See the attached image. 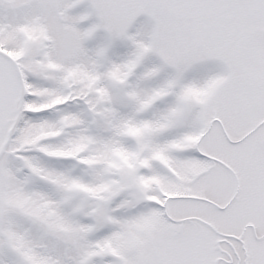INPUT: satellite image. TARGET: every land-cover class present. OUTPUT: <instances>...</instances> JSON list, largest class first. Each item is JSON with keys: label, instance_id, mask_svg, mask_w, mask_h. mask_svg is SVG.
Instances as JSON below:
<instances>
[{"label": "snow or ice", "instance_id": "6c2138e0", "mask_svg": "<svg viewBox=\"0 0 264 264\" xmlns=\"http://www.w3.org/2000/svg\"><path fill=\"white\" fill-rule=\"evenodd\" d=\"M0 264H264V0H0Z\"/></svg>", "mask_w": 264, "mask_h": 264}]
</instances>
